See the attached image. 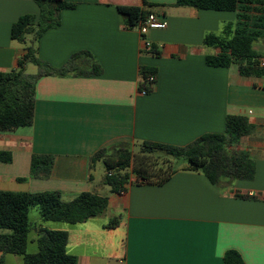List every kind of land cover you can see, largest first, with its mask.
Listing matches in <instances>:
<instances>
[{
    "label": "crops",
    "instance_id": "0c3cea01",
    "mask_svg": "<svg viewBox=\"0 0 264 264\" xmlns=\"http://www.w3.org/2000/svg\"><path fill=\"white\" fill-rule=\"evenodd\" d=\"M64 1L76 7L63 10L60 26L42 36L39 58L59 69L87 52L77 60L79 68L91 71L96 63L101 73L38 80L32 126L0 132V151L12 154L11 162L0 161V191L59 192L66 202L95 192L109 204L78 224L42 219L38 224L30 218L32 208L29 235L40 228L67 231L66 251L78 264H224L228 250L240 253L244 264H264V75H242L238 64L206 63L220 50L206 46L205 36L220 34L236 23L237 14L177 6V0ZM119 6L145 9L167 27L150 30L145 39L152 46L145 48ZM28 14H39L34 0H0V72L16 69L26 52V45L11 38V29ZM253 48L264 63V39ZM142 68L154 71L153 85L142 88ZM27 73L39 69L29 65ZM228 116H244L253 126L228 146L230 154L246 153L253 161L252 179L223 177L213 184L184 163L163 184L136 182L131 174L117 193L102 184L105 168L96 170L102 161L92 162L113 145L186 146L205 134H223ZM33 154L54 157L48 174L30 177ZM113 219L118 225L108 228ZM5 259L24 264L22 256Z\"/></svg>",
    "mask_w": 264,
    "mask_h": 264
},
{
    "label": "trees",
    "instance_id": "16d2710c",
    "mask_svg": "<svg viewBox=\"0 0 264 264\" xmlns=\"http://www.w3.org/2000/svg\"><path fill=\"white\" fill-rule=\"evenodd\" d=\"M39 8L38 15H24L12 26L11 38L26 45L25 54L19 58L18 67L8 72H0V132L15 131L20 127L32 126L35 115L36 84L46 75L66 76L72 72L93 76L101 73L94 63L91 71L79 68L77 60L82 52L73 55L62 68L55 69L38 56V44L49 30L60 26V13L76 7L64 0H34ZM177 6H191L198 9L229 11L237 14L236 23H228L220 34L209 33L204 43L208 47L220 50L218 55H208V66H240L245 76H263L264 65L261 55L253 48L254 43L264 39V0H177ZM128 29L136 27L150 14L149 11L130 6H119ZM152 52L157 54L155 48ZM35 65L39 73H27V67ZM153 70L142 68L141 86H146L147 77ZM252 124L244 116H228L225 134H205L186 146H174L161 143L143 142L135 153L128 144L113 145L98 151L92 162L102 161L105 175L102 184L109 186L112 192L124 190L131 174L136 182L163 184L180 167L186 164L187 170L202 172L213 184H219L223 177L229 179H252L255 166L246 153L230 154L228 146L237 144L240 138L249 135ZM107 153H109L107 155ZM164 157L165 163L179 164L175 168H160L159 175L150 172V158ZM0 161L9 163L12 154L0 151ZM51 155L33 154L30 177L48 174L53 167ZM156 165V164H154ZM133 167V173L128 170ZM162 173V174H161ZM26 180V179H20ZM109 204V198L95 192H83L71 201H63L59 192L15 193L0 191V264H6L5 255L23 257L24 264H78L77 258L66 251L69 239L67 231L38 230V252L27 253L28 236L32 228L29 212L38 208L44 222H62L68 224L83 223L102 213ZM118 225L113 219L108 228ZM224 264H244L240 253L228 250L224 255Z\"/></svg>",
    "mask_w": 264,
    "mask_h": 264
},
{
    "label": "rangeland",
    "instance_id": "374dc122",
    "mask_svg": "<svg viewBox=\"0 0 264 264\" xmlns=\"http://www.w3.org/2000/svg\"><path fill=\"white\" fill-rule=\"evenodd\" d=\"M35 68H36L35 65H31V70H33ZM30 72H32V71H30ZM223 134H225V132ZM133 151L135 153H138L140 151V147L139 146L133 147ZM108 154L109 153H107V155ZM150 160L152 161V163L156 164V165L152 164V166L150 168V172H152L155 175L160 174V172L158 171L160 168L167 170L168 168H175L179 165V164L173 163L172 161H171V163H165L167 161L164 160L163 156L162 157L159 156V158H157V156H154V157L150 158ZM100 168L102 171H104L105 166L102 162L97 163V165H96L97 172L100 170ZM128 172L133 173V167L131 169H129ZM102 193H104V192H102ZM30 218L32 219V221L37 222L38 224L41 223V215H40L37 208H34L31 210ZM37 238H38V233L36 230H33L29 235V244H28V248H27L28 254H35L38 252Z\"/></svg>",
    "mask_w": 264,
    "mask_h": 264
},
{
    "label": "built area",
    "instance_id": "2783aa9c",
    "mask_svg": "<svg viewBox=\"0 0 264 264\" xmlns=\"http://www.w3.org/2000/svg\"><path fill=\"white\" fill-rule=\"evenodd\" d=\"M167 27V22L162 21L159 19V17L156 14L150 13L148 16L145 17L139 24L134 27V29L138 30L140 35L142 36L143 43L145 48H150L152 46L151 42L148 41L146 38V35L148 32L152 29H165ZM264 65V63H262ZM146 80L147 86L153 85L156 81V78H154L153 75H149ZM146 88L142 91V94H146ZM251 113V111H250Z\"/></svg>",
    "mask_w": 264,
    "mask_h": 264
}]
</instances>
